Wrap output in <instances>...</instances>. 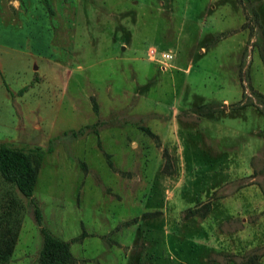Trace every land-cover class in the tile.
Segmentation results:
<instances>
[{"label": "rangeland", "instance_id": "1", "mask_svg": "<svg viewBox=\"0 0 264 264\" xmlns=\"http://www.w3.org/2000/svg\"><path fill=\"white\" fill-rule=\"evenodd\" d=\"M0 141L5 264H264V0H0Z\"/></svg>", "mask_w": 264, "mask_h": 264}, {"label": "trees", "instance_id": "2", "mask_svg": "<svg viewBox=\"0 0 264 264\" xmlns=\"http://www.w3.org/2000/svg\"><path fill=\"white\" fill-rule=\"evenodd\" d=\"M84 126L78 128L82 130ZM149 131V129L144 128ZM75 132L73 131L72 134ZM40 153L34 156L21 148L13 147L0 141V176L7 182L13 184L24 196L30 197L35 184ZM204 210L208 209L209 202L205 201L199 205ZM197 207L187 209V213L193 214L198 211ZM34 217L40 221V211L34 203ZM157 211L142 213V217L155 214ZM186 213V214H187ZM203 214V212H201ZM41 246L38 250V262L40 264H66L73 262V256L69 250V241L62 240L50 234L43 227ZM16 230L11 231L7 224L0 227V264H5L12 252Z\"/></svg>", "mask_w": 264, "mask_h": 264}, {"label": "built area", "instance_id": "3", "mask_svg": "<svg viewBox=\"0 0 264 264\" xmlns=\"http://www.w3.org/2000/svg\"><path fill=\"white\" fill-rule=\"evenodd\" d=\"M149 52H151L154 55L156 54L157 55V58L161 62L170 60L172 58V54H171V52L169 50L168 51H158V52L155 53L154 49L153 48H150L149 49Z\"/></svg>", "mask_w": 264, "mask_h": 264}, {"label": "crops", "instance_id": "4", "mask_svg": "<svg viewBox=\"0 0 264 264\" xmlns=\"http://www.w3.org/2000/svg\"><path fill=\"white\" fill-rule=\"evenodd\" d=\"M200 50V49H199Z\"/></svg>", "mask_w": 264, "mask_h": 264}]
</instances>
